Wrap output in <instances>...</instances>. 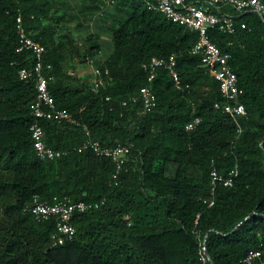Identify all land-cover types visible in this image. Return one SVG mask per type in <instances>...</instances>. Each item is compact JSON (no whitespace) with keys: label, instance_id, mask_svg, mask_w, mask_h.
Segmentation results:
<instances>
[{"label":"trees","instance_id":"obj_1","mask_svg":"<svg viewBox=\"0 0 264 264\" xmlns=\"http://www.w3.org/2000/svg\"><path fill=\"white\" fill-rule=\"evenodd\" d=\"M110 6L117 14L108 26L113 49L106 58L98 32L80 41L71 26H61ZM19 14L46 47L57 106L79 122L40 119L46 143L65 151L56 159H40L33 144L36 81L21 79L19 70L34 55L19 51ZM236 21L246 27L235 34L209 31L232 53L244 90L246 114L233 116L215 107L225 98L193 51L198 32L145 0H0V264H204V245L207 264H248L249 250L264 245V21L254 13ZM171 54L182 86L161 67L152 82L158 104L144 113L141 101L129 100L149 82L144 65ZM89 62L108 68L112 79L94 88L91 77L77 72ZM195 116L201 122L187 129ZM85 127L105 145H131L118 180L111 158L82 147ZM236 166L234 183L218 186L214 205L204 203L212 168L229 175ZM36 196L103 203L77 212L74 237L54 246L56 218L32 214Z\"/></svg>","mask_w":264,"mask_h":264},{"label":"built area","instance_id":"obj_2","mask_svg":"<svg viewBox=\"0 0 264 264\" xmlns=\"http://www.w3.org/2000/svg\"><path fill=\"white\" fill-rule=\"evenodd\" d=\"M150 8L164 13L168 18L188 28L198 32V40L193 47V51L201 56V62L210 74L219 82L220 92L225 98L224 102H216L215 107L233 116L245 115L246 108L241 102V96L244 90L239 85V78L234 70L231 59L232 53L222 49L210 37L211 28H219L224 32L235 34L238 27H246L245 22L237 24L236 17L246 13L257 14L264 21V0H145ZM225 8H232L234 11H227ZM17 32L20 38L19 51H32L34 61L28 67H22L19 70L21 79L33 78L36 81L37 98L33 105V115L35 121L30 129L32 132L33 144L40 159L50 160L61 157L65 151L55 149L49 146L45 140V129L40 122L42 118H57L66 120L70 123L78 124L77 119L66 109H60L55 101L53 94L49 89V80L52 75L48 71L52 68L51 63H46L44 54L46 47L36 41L27 32L22 15L17 17ZM92 68V85L98 88L106 83L107 78L112 79L108 68L95 66L93 62L88 63ZM149 72L148 83L140 88L138 94L130 97L133 103L142 102V111L147 113L152 111L158 104V97L154 90L152 82L156 78L161 67L166 68L174 80L175 85L181 88V77L177 69V58L175 54L169 57H153L144 65ZM129 100L123 103L127 104ZM201 122L200 116H195L193 120L187 123V129H193ZM88 135L83 143L84 149H92L100 155L111 158L116 164L114 178L118 180L120 174L130 160L131 145L118 141L116 144L105 145L101 140L93 138L91 131L85 127ZM237 166L233 168L229 175L222 174L217 167H213L210 172L211 193L209 197L203 199V202L209 206L215 203V193L220 185L231 186L234 178L238 175ZM103 201L86 202L83 200L74 201L68 196H54L52 201L35 197L34 203L29 210L40 220L56 218V230L52 234L53 245H61L71 240L76 228L73 224V218L77 212H85L90 209L98 208ZM205 253V251H204ZM204 264H207L209 257L203 256ZM244 262L248 264H264V245L259 248H253L244 257Z\"/></svg>","mask_w":264,"mask_h":264},{"label":"rangeland","instance_id":"obj_3","mask_svg":"<svg viewBox=\"0 0 264 264\" xmlns=\"http://www.w3.org/2000/svg\"><path fill=\"white\" fill-rule=\"evenodd\" d=\"M111 13V14H109ZM117 12L110 7H107L104 14L101 13L97 16H92L86 12L79 13V16H75L73 20L68 19L61 23V26H71L73 34L78 40H83V37L89 32H98L101 36L100 40L102 42L103 54L102 56L108 55L113 49L112 38L108 30V26L114 23V14ZM77 72L82 74L84 77H91V67L89 64H80Z\"/></svg>","mask_w":264,"mask_h":264},{"label":"water","instance_id":"obj_4","mask_svg":"<svg viewBox=\"0 0 264 264\" xmlns=\"http://www.w3.org/2000/svg\"><path fill=\"white\" fill-rule=\"evenodd\" d=\"M204 244H206V238H205V240H204ZM204 251H205V254L209 257V254H208V252H207V250H206L205 245H204ZM209 259H210V257H209Z\"/></svg>","mask_w":264,"mask_h":264},{"label":"crops","instance_id":"obj_5","mask_svg":"<svg viewBox=\"0 0 264 264\" xmlns=\"http://www.w3.org/2000/svg\"><path fill=\"white\" fill-rule=\"evenodd\" d=\"M111 9H112V8H111ZM101 54H103V48H102ZM109 54H110V53H109ZM109 54H108V55H109ZM108 55H106V56L103 55V57L106 58V57H108ZM91 76H92V68H91Z\"/></svg>","mask_w":264,"mask_h":264}]
</instances>
